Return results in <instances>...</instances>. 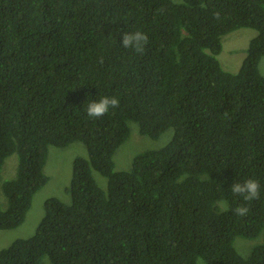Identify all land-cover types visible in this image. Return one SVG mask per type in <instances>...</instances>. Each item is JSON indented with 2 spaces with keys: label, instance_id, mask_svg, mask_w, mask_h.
I'll use <instances>...</instances> for the list:
<instances>
[{
  "label": "trees",
  "instance_id": "1",
  "mask_svg": "<svg viewBox=\"0 0 264 264\" xmlns=\"http://www.w3.org/2000/svg\"><path fill=\"white\" fill-rule=\"evenodd\" d=\"M243 27L258 33L232 72L218 55ZM136 30L148 35L143 54L120 44ZM263 57L264 0H0V179L18 157L0 229L24 223L50 146L80 141L88 153L74 158L70 203L48 198L35 233L1 249L0 264H264ZM105 95L119 106L89 118L88 101ZM131 122L173 136L118 171ZM249 177L261 195L244 201L230 187ZM239 237L256 241L248 255Z\"/></svg>",
  "mask_w": 264,
  "mask_h": 264
},
{
  "label": "rangeland",
  "instance_id": "2",
  "mask_svg": "<svg viewBox=\"0 0 264 264\" xmlns=\"http://www.w3.org/2000/svg\"><path fill=\"white\" fill-rule=\"evenodd\" d=\"M257 33V30L253 28L243 27L229 32L223 37V49L218 55V59L224 69L236 72L240 68L247 55L250 41ZM260 70L264 74V57L260 62ZM130 127V137L118 147L113 156L115 169L118 171L128 170L135 155L145 150L158 149L167 144L173 136L172 128L167 129L159 138L153 139L140 133L138 123L131 122ZM87 154L85 144L80 141L73 142L66 147L50 146L48 159L44 167L49 180L34 195L32 206L24 223L12 229H0V250L9 246L16 239L29 238L35 233L44 215V204L48 198L57 197L66 203H70L68 188L72 177L74 158L80 155L87 156ZM17 165L18 157L15 153L8 156L4 161L0 179V202L5 207L7 200L2 191V183L16 175ZM94 174L99 184L106 188V177H103L97 171H94ZM253 243L254 240L239 237L236 240V247L242 252H240L241 254L248 255L256 241ZM41 264L53 263L48 256H44Z\"/></svg>",
  "mask_w": 264,
  "mask_h": 264
},
{
  "label": "clouds",
  "instance_id": "3",
  "mask_svg": "<svg viewBox=\"0 0 264 264\" xmlns=\"http://www.w3.org/2000/svg\"><path fill=\"white\" fill-rule=\"evenodd\" d=\"M120 44L126 49H132L136 53L143 54L145 46L148 44V35L140 30L131 32L125 31L122 33ZM118 106L119 98L117 96H99L96 99L88 101L86 114L89 118L95 119L104 116L110 111V109H115ZM260 189V182L251 177L245 179L243 182L236 180L230 187L232 194L242 197L244 201L258 199L261 195ZM216 206L220 211H227L229 209L228 203L223 200L217 201ZM233 211L236 215L243 217L248 214L249 208L247 206H237Z\"/></svg>",
  "mask_w": 264,
  "mask_h": 264
}]
</instances>
